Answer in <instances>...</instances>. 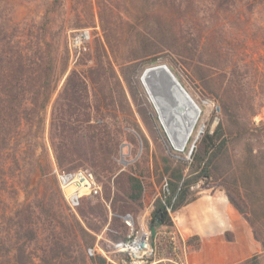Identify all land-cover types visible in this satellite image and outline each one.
Masks as SVG:
<instances>
[{
	"label": "trees",
	"instance_id": "trees-1",
	"mask_svg": "<svg viewBox=\"0 0 264 264\" xmlns=\"http://www.w3.org/2000/svg\"><path fill=\"white\" fill-rule=\"evenodd\" d=\"M8 1L0 0V180L6 181V154L14 151L13 161L27 188L34 176L42 179L47 174L46 163L37 150L42 148L39 137L45 130L44 111L55 87L58 65L57 46L48 39V34L51 14L61 8L64 0H52L36 32L32 28L19 31L11 19ZM136 1L133 0V5L137 9L126 6L125 27L121 31L114 18L112 0H96L105 43L101 40L97 43L92 65L74 68L67 75L53 104L50 121V143L58 168L70 173L89 167L104 185L103 196L96 201L74 197L73 207L69 205L71 210L68 208L66 212L56 209L45 197L37 196L0 217V264H117L98 250L95 254L94 249L99 243L109 250L110 241L122 239L128 227L120 215L139 211L144 205L145 165L135 162L123 169L119 162L126 140L137 146L141 137L149 146L136 112L149 130L157 132V118L139 80L142 66L156 63L168 50L184 61L196 59L210 66L208 59H204L205 51L209 55L212 53L208 51H214L219 57L228 51L227 39L215 40L212 34L202 39L194 34L189 7L195 0H156L160 7L156 12L139 9ZM208 2L223 12L236 13L246 8L254 12L264 7V0ZM70 3L76 25H86L88 21L83 16L93 10L94 0H70ZM162 10L174 15L170 21L174 32L166 31L169 35L164 33V39H157L150 34L149 18H154L163 34ZM124 33L137 39H125ZM69 53L68 49L66 60ZM224 61L231 68L216 80L210 72L199 70L203 88L217 99L227 124L220 122L213 133L205 130L195 144L186 163L191 173H196L191 182L214 177L215 166L231 142L245 138L249 145L251 137H264V126L247 122L234 99L249 82L247 65L233 56ZM165 173L168 176L164 195L155 199L152 216L158 223L172 224L168 208L173 213L185 202L191 182L183 181L181 168L167 166ZM226 194L230 204L250 224L262 248L236 264H264V228L260 225L264 211L252 212L237 184L227 187ZM101 233L102 238L98 239ZM194 238L189 237L190 244H194Z\"/></svg>",
	"mask_w": 264,
	"mask_h": 264
},
{
	"label": "rangeland",
	"instance_id": "rangeland-1",
	"mask_svg": "<svg viewBox=\"0 0 264 264\" xmlns=\"http://www.w3.org/2000/svg\"><path fill=\"white\" fill-rule=\"evenodd\" d=\"M51 2L52 0H9L7 7L13 23L19 26V31L27 32L32 28L36 32L38 25L44 21L46 8ZM112 3L115 12L114 18L122 31L125 27L123 18L126 6L130 10L137 8L133 5V0H126L125 4L122 0H112ZM135 3L139 9L143 7L151 12L159 11L160 8L156 5V0H137ZM98 11L99 8L94 0L93 10H89V13L83 16L88 21L84 26L76 25L77 19L72 11L70 0H64L61 8L51 14L48 39L57 46L58 65L55 87L51 94V100L44 111L45 130L39 137L42 148L39 147L37 150L46 163L47 174L42 179L39 178V175L34 176L30 186L26 188L24 177L12 158L14 151H9L6 154L4 174L6 181L0 180V187H3L0 190V217L12 213L21 204L30 202L37 196L45 197L54 203L56 209H60V211H68L69 204L66 202L56 178L55 167L57 164L49 137L50 121L53 104L67 75L74 68L79 69L92 65L97 43L100 40L105 43ZM162 13L165 14V22H162L163 34L154 24V18H149L150 34L157 39H164L166 31L169 34L174 32L170 25L174 15L165 10H162ZM189 18L194 34L200 35L202 39L210 34L215 40L225 38L228 40V44H226L228 51H223L224 54L222 53L219 57L215 55L214 51H208L210 54L212 53L209 55L204 49L206 52L204 59H208L207 62H210V66H205L196 59L184 61L169 50L156 62L168 66L200 108L199 119L183 149H177L172 145L141 80L143 69L152 64L145 63L142 66L139 80L149 106L157 118L155 124L157 132L149 130L136 112L137 120L148 139L149 146L147 147L141 137H138L139 144L137 146L126 140L121 146L119 159L123 169H128L131 163L140 162L145 165L147 170L143 208L139 211L128 212L135 218L142 217L145 213H152L155 199L164 195L168 176L165 173L167 166H171L172 169L181 168L184 176L183 181L191 182L196 173H191L186 163L191 159L195 144L205 130L212 128L217 117L219 123L227 124L221 108L217 109L219 106L217 99L210 96L211 93L203 88L200 69L210 72L211 78L216 80L221 73L231 68L224 59L233 56L241 64H246L249 82L243 91L236 94L234 99L240 115L247 122H251L253 126L257 127L264 126V7L254 12L247 8L236 13L223 12L218 11L208 0H195L189 7ZM97 22L100 25V31L93 30L90 49L77 57H72L69 53L66 60L69 49V33L74 29L93 27ZM124 38L137 39L132 34L130 36V33H124ZM201 51H203V47ZM226 54L227 56H225ZM213 65L214 67H211ZM133 108L135 109L134 105ZM247 145L245 138L231 142L229 150L223 153L215 166L214 177L208 180L200 178L196 182H191L185 202L173 212L176 221L183 223L188 236L195 237L194 244H191L195 264H236L262 250L261 244L254 237L250 224L230 204L226 194L227 187L237 184L242 190L244 200L251 205L252 212L259 214L264 211V137L253 136ZM111 185L114 192L115 186L112 181ZM98 198L101 197L94 198L93 201ZM110 204L111 201H108V207ZM112 215L113 213H110V216ZM123 216L120 215L122 219ZM260 225L264 228V219L260 221ZM100 238H102V233L98 235V239ZM88 264L95 263L89 262Z\"/></svg>",
	"mask_w": 264,
	"mask_h": 264
},
{
	"label": "built area",
	"instance_id": "built-area-1",
	"mask_svg": "<svg viewBox=\"0 0 264 264\" xmlns=\"http://www.w3.org/2000/svg\"><path fill=\"white\" fill-rule=\"evenodd\" d=\"M100 31L97 22L93 27L72 30L68 35V48L72 57H77L90 49L93 30ZM55 172L66 202L72 205L74 197L94 199L103 196V185L89 168H79L68 173L56 165ZM172 224L158 223L152 213L135 218L132 214L123 216L128 227L126 235L118 241H110L106 250L99 243L96 250L107 256L108 261L117 264H195L192 245L180 224L176 221L171 208ZM116 254H123L116 259Z\"/></svg>",
	"mask_w": 264,
	"mask_h": 264
},
{
	"label": "bare ground",
	"instance_id": "bare-ground-1",
	"mask_svg": "<svg viewBox=\"0 0 264 264\" xmlns=\"http://www.w3.org/2000/svg\"><path fill=\"white\" fill-rule=\"evenodd\" d=\"M167 76L178 81L168 66L156 63L143 69L141 80L172 145L177 149H183L199 119L200 108L188 94L190 98L186 97V109L180 112L181 103L167 89L165 81Z\"/></svg>",
	"mask_w": 264,
	"mask_h": 264
},
{
	"label": "water",
	"instance_id": "water-1",
	"mask_svg": "<svg viewBox=\"0 0 264 264\" xmlns=\"http://www.w3.org/2000/svg\"><path fill=\"white\" fill-rule=\"evenodd\" d=\"M165 81L169 92L173 93L178 98V101L181 103L179 106V111L184 112L186 109L185 107L186 97H189L187 91L178 81H174L172 78H169L168 76L166 77ZM217 109L219 110L220 107L218 106ZM218 123H219V118L217 117L213 123L212 128L210 129L211 133L215 131Z\"/></svg>",
	"mask_w": 264,
	"mask_h": 264
},
{
	"label": "crops",
	"instance_id": "crops-1",
	"mask_svg": "<svg viewBox=\"0 0 264 264\" xmlns=\"http://www.w3.org/2000/svg\"><path fill=\"white\" fill-rule=\"evenodd\" d=\"M178 222V221H177ZM181 226V228L183 229V231L185 232V234L188 236V233L187 231L185 230L184 226H183V223L182 222H178ZM189 237V236H188ZM197 253V252H196Z\"/></svg>",
	"mask_w": 264,
	"mask_h": 264
}]
</instances>
